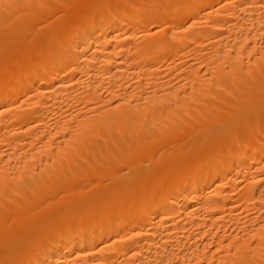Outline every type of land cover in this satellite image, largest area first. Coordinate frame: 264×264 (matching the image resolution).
<instances>
[{
  "label": "bare ground",
  "instance_id": "bare-ground-1",
  "mask_svg": "<svg viewBox=\"0 0 264 264\" xmlns=\"http://www.w3.org/2000/svg\"><path fill=\"white\" fill-rule=\"evenodd\" d=\"M0 264H264V0H0Z\"/></svg>",
  "mask_w": 264,
  "mask_h": 264
}]
</instances>
